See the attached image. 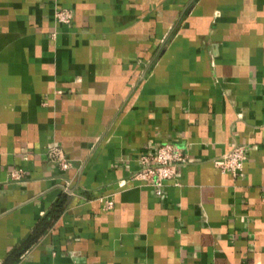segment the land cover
I'll use <instances>...</instances> for the list:
<instances>
[{"label":"crops","instance_id":"1","mask_svg":"<svg viewBox=\"0 0 264 264\" xmlns=\"http://www.w3.org/2000/svg\"><path fill=\"white\" fill-rule=\"evenodd\" d=\"M0 264H264V0H0Z\"/></svg>","mask_w":264,"mask_h":264},{"label":"built area","instance_id":"2","mask_svg":"<svg viewBox=\"0 0 264 264\" xmlns=\"http://www.w3.org/2000/svg\"><path fill=\"white\" fill-rule=\"evenodd\" d=\"M73 17L74 12L69 7L60 6L55 9V18L59 22H70ZM47 156L63 169L71 166V161L61 145H51L47 150ZM247 157V146L245 144H237L232 149L216 157L214 163L221 171L237 176L243 174ZM187 159L188 154L183 146L172 142H163L158 145L154 152L143 153L140 156L141 165L134 172L132 178L152 184L156 192L162 194L165 181L174 177L179 166L186 162ZM9 175L11 179L22 181L25 177V170L23 167H14L10 170ZM123 184L124 181H121V185ZM113 205V199L106 200L107 208H111Z\"/></svg>","mask_w":264,"mask_h":264},{"label":"trees","instance_id":"3","mask_svg":"<svg viewBox=\"0 0 264 264\" xmlns=\"http://www.w3.org/2000/svg\"><path fill=\"white\" fill-rule=\"evenodd\" d=\"M49 216H50V215H49ZM49 219H50V217H47V219H46L45 221L41 222V225L43 224V226H44V224H46V223L48 222ZM39 227H40V224H39ZM33 238H35V236H33Z\"/></svg>","mask_w":264,"mask_h":264}]
</instances>
